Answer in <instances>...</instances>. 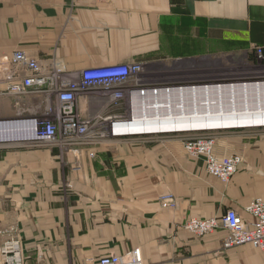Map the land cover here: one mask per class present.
Instances as JSON below:
<instances>
[{"label": "crops", "instance_id": "1", "mask_svg": "<svg viewBox=\"0 0 264 264\" xmlns=\"http://www.w3.org/2000/svg\"><path fill=\"white\" fill-rule=\"evenodd\" d=\"M116 31L127 40L112 38ZM254 44L264 46V0H0L3 66L17 51L47 73L53 58L76 72L108 65L101 63L106 56H193ZM26 74L18 68L0 74V117L16 113L8 84ZM128 146L117 160L96 167L86 159L67 173L50 151L0 140V247L17 238L25 264H99L136 247L146 264H264V251L250 244L226 247L225 228L199 236L183 226L188 217L229 208L253 220L245 208L264 199V139L251 145L229 182L177 144ZM231 147L226 141L216 150L223 156ZM167 195L175 205L165 204Z\"/></svg>", "mask_w": 264, "mask_h": 264}, {"label": "rangeland", "instance_id": "2", "mask_svg": "<svg viewBox=\"0 0 264 264\" xmlns=\"http://www.w3.org/2000/svg\"><path fill=\"white\" fill-rule=\"evenodd\" d=\"M117 32L118 31L115 32V35L112 38L127 40V38L125 37L117 36ZM100 38L106 37L104 36ZM112 38L109 37L108 39ZM122 54L124 53H121L119 55L122 56ZM202 59H215L221 63L237 62L235 63L236 65H231V67L243 68L244 70L249 72V76L252 77L249 82L264 81V46L257 44H254L250 48L243 51L234 50L232 52H206L193 56H171L170 54L156 52L140 55L134 54L132 56L129 55L124 59H112V57L106 56L105 59L101 61V63H107L108 65L90 66L82 68L80 70H76V72L64 67L62 61L53 58L50 63L54 64V68L52 69V71L51 69L45 70L48 71L47 73H49L50 75L56 74L58 78L61 76L60 80H62V82L57 86L46 83L43 87H41V91H37L39 94H35V92L34 94L30 93L33 96L31 100H25L24 96L26 94L19 97L21 98V100L15 97L14 106L16 108V113L12 116L0 117V123L3 122L0 125V140H7L12 138L20 142H26L34 145L36 149L39 148L42 150L50 151L55 163L59 165L61 164L67 173L70 171L76 172L78 171V169L83 167V165L81 164L82 162H79L82 158L79 157V159H76L75 157H73V151H76V156L78 151H80V153L86 152V159L95 161L94 164L96 165V167L97 163L101 164V160L105 162L106 159L109 160V158H111L112 161L114 158L113 155L119 156V152L121 150V147L119 145H116V143L111 144L113 140L119 139L115 138L111 133L110 125L112 122H114L112 120V117L116 114L129 115L132 113L131 117L132 119H134L133 111L130 109L131 100L127 94H122L121 97H115L114 99H111L108 95L103 98H99L100 96L96 98V95H90L94 93V90L84 88H88L89 86L95 87L96 85H88L90 83L88 82V78L85 76L84 71L90 68L106 67L109 65L117 64L118 66L121 65L128 68L129 71L124 72L125 74H127V77L125 78L126 81H135L137 79V82H163L186 77L188 73L178 74L181 68L185 67V65L189 64L190 62L200 64ZM215 66L216 68H219V65ZM137 74H140L139 77H137ZM98 86L100 85L98 84ZM80 87L82 89H80ZM77 88L80 91L77 92ZM138 88L141 87L139 86ZM100 89L101 88L97 89V91L95 90V93L99 94L107 92L103 89ZM74 90L76 91L75 94ZM256 98L259 100H257ZM263 98L264 97H253L250 100V103L251 105H254V103L260 104ZM70 104L73 105L72 109H68V106ZM98 112L101 113L100 117H97L99 116ZM67 118H71L72 123H77V126L80 129H78L77 131L65 130V128L62 127V122ZM26 119L30 120H28L27 123L17 121ZM37 119L54 123V125H56L55 134H57L60 140L72 141L73 143L78 144L68 145L67 143L63 148V146L59 147L53 146L51 144H46L39 139L33 140L32 138L36 137L35 134H37L34 131L33 123ZM8 120L13 122H5ZM68 123L69 122H67L66 126H69ZM113 128L114 126L112 124V129ZM263 130L264 128L251 129L247 131L237 130L238 132H205L203 136L196 135L194 133H192L194 135H192L191 133L178 135L175 134V137H173L174 135H158L157 137L146 136L137 139L131 138V140L129 138L126 140V142L132 141L133 143L135 142V145L147 148L160 145L170 146V144H177L181 148L183 154L193 158L203 159V161H205V153L195 154L193 149L198 144L193 145L191 142H199V140H203V138L211 139L213 140L212 151L219 156L216 150L217 147L221 146L222 142L227 141L228 144L232 145L230 149L233 153L239 155L242 154L244 156V161L240 165L238 169L239 171L243 164L246 162L245 157H250V153L252 154V150L250 148L251 145L253 143H256L257 140L264 139ZM101 143L107 144L101 146ZM113 163L115 164V166L116 164H118L117 161ZM67 185L71 187L72 184L68 182Z\"/></svg>", "mask_w": 264, "mask_h": 264}, {"label": "bare ground", "instance_id": "3", "mask_svg": "<svg viewBox=\"0 0 264 264\" xmlns=\"http://www.w3.org/2000/svg\"><path fill=\"white\" fill-rule=\"evenodd\" d=\"M235 63L237 62L221 63L215 59H202L200 64L190 62L181 68L178 74L188 73L186 77L163 82L152 81V83L118 78L111 80L108 86L87 89L94 90V93L90 95H96V98L108 95L114 99L121 97L122 94L129 96L134 119L131 117L132 113L129 115L116 114L112 117L114 122L110 125L112 135L119 138L113 140L111 144L116 143L121 150L125 148L124 146L129 147V143H133L132 141L126 142L129 138L131 140V138L157 137L158 135H174L175 137V134L189 133L203 136L205 132L247 131L264 128V98L260 104L251 105L250 103L253 97H264V81L249 82L252 79L249 76L250 73L243 68L231 67V65H236ZM215 65H219V68ZM109 66L117 67L118 65ZM139 75L137 74V77ZM139 86L141 88H138ZM99 88L107 92L95 93V90ZM98 114L97 117H100L101 113L98 112ZM46 144L49 143L46 142ZM106 144L101 143V146ZM85 155L86 152L78 151L76 156V151H73V157L82 158L78 160L80 163L86 160ZM113 156L115 158L113 159L117 160L121 154Z\"/></svg>", "mask_w": 264, "mask_h": 264}, {"label": "built area", "instance_id": "4", "mask_svg": "<svg viewBox=\"0 0 264 264\" xmlns=\"http://www.w3.org/2000/svg\"><path fill=\"white\" fill-rule=\"evenodd\" d=\"M15 68L25 71L26 75H17L15 79L9 82L8 92L14 97H21L29 92L41 91L46 83L57 86L62 82L61 76L58 78L56 74H49L44 72L43 66L40 61L34 57L29 56L23 51H17L13 54L10 65L3 66L0 64V74L3 72H12ZM128 68L124 66L117 67H98L90 68L85 72V76L88 78V82L95 84V87L103 85H110L111 80L118 78H126ZM18 73V72H17ZM109 73V74H108ZM93 87L89 86L88 88ZM80 89H82L80 87ZM87 89V88H84ZM77 92L80 91L78 88ZM74 90V94L76 93ZM73 104V103H72ZM70 104L68 109H72L73 105ZM26 120H17L20 122H26ZM68 120V121H66ZM62 122V127L65 130L77 131V123H72L71 118H67ZM13 122V121H5ZM68 123L69 126H66ZM64 123V124H63ZM111 123V122H110ZM35 139L56 146H64L68 143L76 145L72 141L60 140L55 134L56 125L50 121L35 120L34 123ZM75 127V128H74ZM74 128V129H72ZM80 129V128H79ZM32 132V131H31ZM33 134V133H31ZM201 141V142H200ZM191 142L193 145H197L193 150L195 154L205 153L206 155V169L207 172L213 176L218 177L224 182H229L232 177L237 173L240 165L244 161L242 154H225L218 156L212 151V140L203 139ZM168 205H175V200L172 195L164 197ZM253 220H247L240 211L235 208H229L225 213L212 216V217H188L183 224L184 228L199 236L212 233L218 228H225L229 235L226 239V247L240 246L244 244H250L260 250L264 251V199L256 198L245 208ZM0 253L3 264H25V257L22 252L21 243L15 237L8 238L0 247ZM99 264H146L142 255L140 247L133 248L124 254H108L103 256Z\"/></svg>", "mask_w": 264, "mask_h": 264}]
</instances>
